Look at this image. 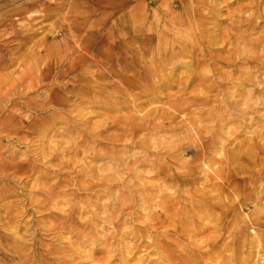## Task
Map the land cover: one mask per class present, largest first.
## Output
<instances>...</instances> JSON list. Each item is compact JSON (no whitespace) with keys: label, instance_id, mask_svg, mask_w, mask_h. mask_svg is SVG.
I'll return each instance as SVG.
<instances>
[{"label":"rangeland","instance_id":"374dc122","mask_svg":"<svg viewBox=\"0 0 264 264\" xmlns=\"http://www.w3.org/2000/svg\"><path fill=\"white\" fill-rule=\"evenodd\" d=\"M143 1L146 5L137 14L146 12L142 19L152 28L149 33L152 42L146 54V43L136 38L137 33L127 31L132 1L129 4L127 0H64L59 3L61 11L47 12L46 16L38 9H31L30 5L48 4L56 8L55 0H0L1 29L11 25L20 29L17 38L4 34L0 39V54L16 62L0 70V75L6 76L5 88L0 86V119L11 114L24 124L21 139L0 130V143L4 146L0 152V188L15 189L14 195L0 199V264H23L19 255L12 252L11 237L15 236L17 242L25 246L29 238L26 236L28 226L33 222L55 224L54 217L70 209L61 198L54 201L49 210L39 211L30 205L28 196L41 193L35 185L41 171L50 175L47 188L57 186L56 194L63 192L65 198L71 200L72 208L84 211L80 216L82 220H90L91 209L88 212L84 209L97 198L111 211L118 210L120 196L140 198L148 195L156 202L173 200L176 248L180 252L177 264H186L183 259L186 249L190 251V264H258L250 255L259 245L264 254V71H258L257 62L253 63L254 69L246 66L255 71L256 88L253 82L240 86L239 111H235L231 116L233 121L224 129H217L216 122L206 119L199 122L208 127L210 140L196 149L199 139L188 130L191 117L208 114L221 103L208 99V106L193 105L189 112L176 113L180 102H189L196 91L202 92L207 84L197 85L196 91L186 87L193 74L188 66L192 63L191 57L187 56L189 59L177 68L170 64L184 55L181 48L187 41L204 33L199 27L198 13L208 19L210 27L215 26L219 37L231 38L228 43L222 41L216 47L208 46L209 40L205 39L207 43L199 49L205 62L197 74H209L215 80L217 72L230 74L239 70L238 66L221 63L223 61L214 63L212 52L224 57L245 46L243 52L239 51V58L247 51L256 52L257 57L262 58L264 1L241 5L248 4L249 0H182L183 5H180L178 0H166L170 12L160 9V5L151 0ZM215 6L220 8V15L210 16L211 11H216ZM190 24L196 29L189 28ZM71 29L77 31L75 37L70 36ZM27 35L32 39L28 44ZM254 41L260 43L251 46ZM65 42L68 49L64 47ZM43 44L52 49L48 59L44 58L52 69L51 77L45 82L41 80L44 65L38 71V60L33 58ZM65 51L69 55L60 69L58 65ZM129 63L135 73L123 69ZM147 72L154 82L151 84L157 87V100L150 101L147 97L134 100L121 95L120 91L127 87L144 86L140 81ZM163 75L170 76V81L161 87ZM21 83L35 85L40 92L48 89L47 97L39 92L30 94L39 95L37 102L48 104L47 110L36 111V105L30 104L28 98L6 91ZM234 85H226L227 90H237ZM250 92L255 94L253 100L247 98ZM222 93L224 95L219 98L225 99V91ZM112 96L119 102L116 112H111L110 106L104 103L108 98L111 101ZM14 104L21 109L12 110ZM77 110L83 111L80 114ZM120 115L133 117V127L142 126V131L131 134V129L127 128L129 122H108ZM147 116H150L149 121H144ZM66 119L71 124H67ZM85 123L98 127V137L90 141L86 152L75 144L82 141L76 129ZM237 129L239 131L230 134ZM125 133L127 137H122ZM169 144L176 147L166 152L164 147ZM7 147L9 149L5 150ZM42 150H47V159L41 157ZM105 152H110L113 159L103 155ZM147 158L157 161L158 166L138 162ZM224 159H229L228 163L220 164ZM30 162L36 172L24 184L15 170L9 168L18 164L28 166ZM107 167H111V174L106 171ZM85 169L93 171V177H86L87 185H101L102 179L107 178L111 180L110 186L90 190L81 187ZM155 169L167 173L170 178L156 179L150 172L144 174L145 185L137 186L140 181L136 170L144 173ZM121 183L130 188L120 187ZM39 198L42 200L44 196ZM9 202L18 208L15 215L20 213L16 224L21 227V235H14L9 225L11 212L5 206ZM151 210H154L152 206L136 208L139 213ZM156 210L162 211L160 207ZM125 215L128 218L129 211ZM104 230L111 234L116 228L106 224ZM166 231V225L158 229L161 234ZM38 238L46 244L58 243L52 233L41 232ZM114 259L119 262V257ZM89 261L84 260V263Z\"/></svg>","mask_w":264,"mask_h":264},{"label":"bare ground","instance_id":"6f19581e","mask_svg":"<svg viewBox=\"0 0 264 264\" xmlns=\"http://www.w3.org/2000/svg\"><path fill=\"white\" fill-rule=\"evenodd\" d=\"M57 2L56 8H52L51 5L45 4V5H30L31 9H38L39 12H52V11H61L62 5L59 3H62L64 0H55ZM100 1V0H97ZM130 4L131 1L134 2L131 9L129 10V18L130 20L127 21V31H129L130 34L137 33V39L143 40L144 43H146V47L144 49V54H146V51L150 45L151 37L149 36V33H152L151 26L147 25V21L143 20L144 15H146V12H143L142 14H137L139 10L142 8V6L145 4V1L143 0H127ZM156 5H160L161 8H167L166 0H151ZM212 1V0H211ZM241 1V0H239ZM249 0L248 4H241V5H256L260 1L264 0ZM160 3V4H159ZM180 5H183V1L178 0ZM146 5V4H145ZM36 7V8H35ZM170 8V7H169ZM220 8L218 6H215L216 11H211L209 13L210 16H215L216 14L220 15ZM220 11V12H219ZM168 12L170 10L168 9ZM200 17V23L199 27H201L204 30V33L201 36H193L189 42L187 41V44L183 46L182 51H184V55L180 57L177 60H172L173 66L177 68L179 64H184L186 62L185 59H189L191 57L192 63L188 65L190 67V70L193 72L192 77H190L189 80H187L186 87L192 88L193 91H196L197 85H206L204 90L202 92H197L194 94V97L190 99L188 102H180L177 105V108L175 109L176 113H184L189 112L191 106L193 105H203L208 106L210 105L208 103V99H213L215 101H220L221 105L218 108H211L212 110L207 114H202L199 117H191L190 126L188 127V130L192 131L193 134L196 136L197 139H199L198 143L195 144L196 149L201 148L204 143H207L210 140V137L208 136V127L204 126V124H200L199 122L203 123V121H210V122H216L217 123V129L222 130L224 127L233 119L231 116L235 113V111H239L240 103L242 100H240L238 97L242 94L240 86L245 84H250L256 88L257 83H255V71L248 70V65L250 67L253 66L254 62L258 63V71H264V56L257 57L256 52H250L247 51L246 54H244L243 58H239L240 52H243L244 47H240L242 50H237L235 53H229L226 56H222L220 53L212 52L211 53V59L214 60V63L223 61L221 63L225 64H232L239 67V70L237 72H232L230 74H219V72L215 73V80H213V77H209V74H197L198 70L201 65L204 64L205 58L203 57V54L200 53V48L205 45L206 40H209L208 46L210 47H216L220 46V42H229L231 37H219L218 31L215 30V26H209L208 19H206L202 14L198 13ZM175 21V20H174ZM176 22V21H175ZM177 23V22H176ZM29 25L31 22L28 23ZM216 24V22H215ZM242 24H240L241 26ZM217 26V25H216ZM2 27V26H1ZM0 27V39L4 38V34H8V36L11 37H18L20 36V29L15 27L14 25H11L10 27H6L5 30L1 29ZM192 30H195V26L193 24H190L188 26ZM34 27L32 26L31 29L27 30L28 34L32 31ZM239 29V27H237ZM233 31H236V28L232 29ZM165 30H163L164 32ZM69 34L71 37H75L77 34V31L74 29H71L69 31ZM207 34V35H206ZM206 35V36H204ZM161 38V37H160ZM32 40L31 37L26 36V43ZM25 43V45H27ZM260 41H254L251 42V46H257ZM68 43H64V47L66 49ZM243 45V44H242ZM4 48V44H2ZM188 46V47H187ZM238 46V45H237ZM2 47V48H3ZM41 49L37 51L36 55L33 58H36L38 60V71L39 67L41 65H44L43 69V76L41 75V80L44 82L46 80H49L51 77L52 69L50 64H48V61H45L44 59L47 56V59L50 55V51L52 50L51 47L48 44L40 45ZM239 48V46H238ZM7 49V48H6ZM8 50V49H7ZM2 50H0L1 52ZM42 52H45V55H42ZM12 54V52H11ZM63 57L61 62L58 65V68H62L63 64L65 63L66 59L68 58V53L63 52ZM44 56V57H43ZM189 56V57H187ZM175 57V55H174ZM21 58V57H20ZM71 63V60L69 61ZM68 62V63H69ZM15 61L7 57L6 55L0 54V70H5L9 67V65H15ZM9 64V65H8ZM214 64L213 66H215ZM132 64H128L123 69L125 71L133 72L135 73V69H132ZM245 68L244 71H240V69ZM254 69V67H252ZM5 75H0V86L2 88H5ZM158 77V76H156ZM170 76L163 75L162 80L164 81V84L160 85L161 87L166 86L165 83L170 81ZM156 80L155 78H153ZM167 81V82H166ZM141 84L144 86L139 87H127L124 90L120 91L121 95L123 96H131L132 99L136 100L139 98L147 97L150 101H155L159 98L158 92L156 91L157 87L152 85L151 83H154L152 81L151 76L147 72L145 76H143L142 80L140 81ZM228 84H235L233 87L237 90H230L226 87ZM146 85V86H145ZM160 86H158L160 88ZM13 88L10 90L7 89V92H15V94H22L24 97L28 98L30 101V104L36 105L35 110L36 111H43L47 110L48 104H39L37 102V98L39 95L49 96L48 89L42 90L41 92L35 85H24L20 84L13 85ZM227 90V91H226ZM230 90V91H229ZM20 91V92H19ZM222 91H225V99H220L219 97L221 95H224ZM256 91V90H255ZM39 92L38 96H32L31 93ZM30 95V96H29ZM255 94L250 92V94L247 95V98H251V100L254 99ZM35 102V103H34ZM105 105L108 104L109 108L111 109V112H116L119 109V102L116 97L112 96L111 101L108 99L104 100ZM213 104V103H212ZM211 104V105H212ZM223 104V105H222ZM122 107L121 109H123ZM21 109L19 108V105L16 104L13 105L12 110ZM120 109V110H121ZM78 111V110H77ZM83 110H79L78 112L81 114ZM176 113H173L172 115H176ZM209 117V118H208ZM131 118L129 116H116L115 118H111V123H127V128L131 129L129 132L131 134L133 133H139V131H142V126H135L133 127L131 123ZM150 116H147L144 118V121H149ZM46 120V118H45ZM68 120V119H66ZM67 124H71V122L68 120ZM89 123H85L80 126V128L76 129V134L81 137L82 141L80 143H75L76 147L83 149L85 152L88 151V147L91 140H96L98 137L97 135V126H89ZM32 125H30L31 127ZM21 129H24V124L21 122V120H18L16 117H13L11 114L7 115L6 117L0 119V130L2 132L7 133L8 136L16 137L17 139H21L24 136V133H22ZM32 129V128H31ZM236 131H239V129L235 131H231V135H233ZM67 132H70L67 130ZM71 133V132H70ZM128 134H124L122 137H127ZM91 137V138H88ZM121 137V139H122ZM176 147L175 144H169L166 147H164L166 152H171V150H174ZM7 147L5 150H8ZM1 150H4V146L0 143V152ZM60 150V149H59ZM63 151V150H60ZM198 152V151H197ZM103 155H107L108 157H111L113 159V155L110 152H105ZM41 157L43 159H47V150H42ZM223 162H219L220 164L228 163L229 159L222 160ZM139 163L142 164H148V165H154L158 166V162L154 159H143L139 160ZM137 162V163H138ZM209 167V166H208ZM9 169H14L16 172V175L19 176L22 180V183H26V179L30 177L32 173L36 172V169L33 168L32 162L26 166L25 164H18L15 166H10ZM90 169V168H89ZM85 169L83 173V179L80 181L81 187H84L87 190L97 188L99 186H110L111 180L107 178L102 179L101 185H93L89 186L90 184H86V177H91L93 171ZM131 170V168H127ZM210 169V167H209ZM107 172L111 174V167H107ZM153 173L155 178H160L161 176L165 177L168 176L165 172H160L159 169H155L149 172H138L135 171V175L139 177V181L137 186H144L145 182L143 181L144 174ZM40 177H38V180H36L35 185L40 188L41 193H38L37 195L35 192L31 193L28 196V200L30 202L31 206H35L38 208L39 211L46 210L54 205V201H57L59 198L63 199L64 202H66L70 209L66 211L63 215H57L54 217L55 224H49L47 222H33L32 225L28 226L26 229L29 228V230L26 231L28 240H26L25 246L20 245L15 236L13 238L11 237L12 241V252L14 254L19 255V259L23 264H85L84 260H90L88 264H177L180 258V252L176 248L177 241L175 240V234L176 226H175V219H174V213H172L173 203L174 201L169 200L168 201H155V198H150L148 195H144L140 198H126V197H119L118 202V210L117 211H111L109 210L105 205L100 204V198L95 199L92 204H89L86 206L85 212H88L87 210H90L91 218L90 220H82L81 214H83L84 211H82L80 208H72L71 200L66 199L67 197L63 192L61 194H56L54 192V189L57 186H50L47 188V183H50V175L46 174L45 172L41 171ZM118 174H121L119 172ZM93 177V176H92ZM168 178H170L168 176ZM94 179H96L94 177ZM120 187L122 188H130L128 184L121 183ZM15 194V189H13L10 186H5L0 188V199H3L7 196H11ZM44 196V198L41 200L39 196ZM7 208L11 212V216L9 217V225L13 229L14 235L20 234V225L16 224L18 221V217L20 216V213L18 215H15L16 212H18V208L13 206L12 202H9L6 204ZM144 206L145 209L149 208V206H152L154 210H151L146 213H139L136 211L137 207ZM93 207V208H92ZM157 207H160L162 211H157ZM129 211L130 215L127 218L126 213ZM167 211H169V214H166ZM63 212V210H62ZM106 224L112 225L114 228H116L114 233H107L105 232V226ZM166 225L167 231L163 234L158 232V229L160 227H164ZM29 232V233H28ZM41 232L46 233H52L55 234L57 237L55 242H58L57 244H46L43 242L42 239L38 238V236L41 234ZM176 232V233H175ZM72 235V236H70ZM15 238V239H14ZM263 252V251H262ZM189 249H186V252L183 255V259L186 260V264H190V258ZM114 257H119V262H117ZM250 258L253 259L254 262H258V264H264V254L261 253V247L259 245L256 252H252L250 255Z\"/></svg>","mask_w":264,"mask_h":264}]
</instances>
